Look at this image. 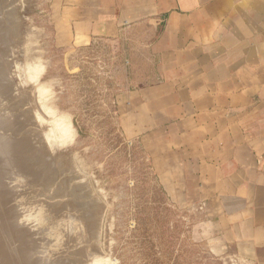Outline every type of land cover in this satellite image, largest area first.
<instances>
[{
  "label": "rangeland",
  "instance_id": "rangeland-1",
  "mask_svg": "<svg viewBox=\"0 0 264 264\" xmlns=\"http://www.w3.org/2000/svg\"><path fill=\"white\" fill-rule=\"evenodd\" d=\"M49 5L0 0V146L9 152L0 164V241L15 247L11 224L20 221L42 248L33 264H261L197 241L198 213L168 199L141 146L124 135L117 97L151 72L149 37L120 50L102 41L61 47ZM53 218L66 221V247L41 226ZM11 249L0 264H23Z\"/></svg>",
  "mask_w": 264,
  "mask_h": 264
},
{
  "label": "crops",
  "instance_id": "crops-1",
  "mask_svg": "<svg viewBox=\"0 0 264 264\" xmlns=\"http://www.w3.org/2000/svg\"><path fill=\"white\" fill-rule=\"evenodd\" d=\"M49 1L58 46L149 37L151 72L117 97L124 135L198 213L197 241L264 264V0Z\"/></svg>",
  "mask_w": 264,
  "mask_h": 264
},
{
  "label": "bare ground",
  "instance_id": "bare-ground-1",
  "mask_svg": "<svg viewBox=\"0 0 264 264\" xmlns=\"http://www.w3.org/2000/svg\"><path fill=\"white\" fill-rule=\"evenodd\" d=\"M4 112H2L1 114L2 115H4L3 114ZM4 123V122H3ZM7 124V123H6ZM6 124H3V125H6ZM2 127V120L0 119V128ZM15 126H13L12 128H14ZM5 128V127H4ZM12 130V129H11ZM16 131V130H15ZM6 152V153H5ZM7 152H8V148H5V147H2V146H0V164H2L3 162H1V161H5V158H4V160H3V156H2V154L4 153L5 155H4V157H6V158H8L7 157ZM9 153V152H8ZM10 158V157H9ZM9 162V161H8ZM0 176H2V175H5V174H3V172H5L4 171V167H1L0 168ZM4 177V176H3ZM2 177V178H3ZM5 178H6V176H5ZM11 178V177H10ZM6 179H9V177L7 176V178ZM3 181H5V179H2ZM1 183H2V181H0ZM6 182V181H5ZM6 184V183H5ZM8 185V184H7ZM7 185H6V187H7ZM3 186H5V185H2V187ZM1 188V187H0ZM4 188V187H3ZM3 188H1V189H3ZM6 190V189H5ZM7 190H9L8 188H7ZM1 192V191H0ZM4 192V191H3ZM11 193V192H10ZM3 194V193H2ZM6 194V193H5ZM9 194V193H8ZM6 196H7V194H6ZM12 196V195H11ZM10 196V197H11ZM0 197H1V193H0ZM8 197V196H7ZM5 198V197H4ZM12 198V197H11ZM32 198H34L33 196H32ZM10 199V198H9ZM0 200L2 201V199L0 198ZM5 200H7V199H5ZM18 201V200H17ZM19 202V201H18ZM17 202V203H18ZM21 202V201H20ZM2 205V204H1ZM4 206V205H3ZM13 207V206H12ZM42 207H44V206H42ZM14 210H15V208H14ZM16 210H18L17 208H16ZM13 211V210H12ZM19 211V210H18ZM41 211V210H40ZM15 212V211H14ZM13 212V213H14ZM6 213V212H5ZM10 213V212H9ZM31 213V212H30ZM52 214H53V212H51ZM12 214V213H11ZM34 214V213H33ZM10 215V214H9ZM15 215V213L12 215V217ZM18 215V214H17ZM11 216V215H10ZM21 216V215H20ZM24 216L25 215H23L22 217L24 218ZM44 215H42L41 216V220L40 221H43V222H46L47 220H48V218H46L45 220H44V217H43ZM15 217H16V215H15ZM15 217H14V219H15ZM49 217V216H48ZM59 218H53V220H52V222L51 223H49L50 225H48V223H42V222H40L41 223V226H44V227H46L47 229H45L44 231H48V230H50L51 232V243H53L54 244V242H56V245H57V242H63V240H66V241H64V244L63 245H65V242H67L68 240H70V239H67L66 238V234L68 233L67 231H66V228H67V225H66V221L62 218V219H59ZM18 220H20V219H18ZM18 220H16V221H18ZM1 222V221H0ZM5 222V221H4ZM15 221H13V225L11 224V226H13V230H15V232H18L19 234L17 235V237H16V239H17V241H14L15 242V244H16V246L15 247H13L11 244V246H9V244L5 241L4 242V240L3 241H0V251H3V254L2 255H0V257L2 258V259H5L6 258V255L9 253V251H10V247L12 248L11 250L12 251H14L15 252V256L17 257V261H18V259L19 260H21V262L23 263V264H33V262H30V258L31 257H33L32 259H34L35 257H36V255L37 254H42L41 253V251H40V249H42L41 247H39L40 245H37V242L35 241V240H33V241H35L36 242V244L32 241V239L30 238V234H29V228H27L28 229V231L24 228V227H22L21 226V224L23 225L24 223L23 222H21L20 223V221H18L19 223H17L16 224V222L14 223ZM10 223V222H9ZM35 223V222H34ZM15 224V225H14ZM27 224V223H26ZM5 225H6V223H5ZM37 226H35V228L37 227H39L40 228V226H38V224H36ZM5 227V226H4ZM18 227H20V228H18ZM5 229V228H4ZM12 229H10L11 231H12ZM19 229V230H18ZM25 229V230H24ZM1 231V230H0ZM2 232V231H1ZM36 233H34L33 235H35ZM36 235H38V234H36ZM68 235V234H67ZM4 238V237H3ZM35 238V237H34ZM69 238V237H68ZM7 240H8V237H7ZM14 242H13V244H14ZM61 242H60V244H61ZM4 243V244H3ZM50 243V242H49ZM50 243V244H51ZM43 244V243H42ZM53 244H52V247H53ZM62 245V246H63ZM42 246V245H41ZM47 246V245H46ZM50 246V245H49ZM43 247V246H42ZM58 247V246H57ZM56 247V248H57ZM65 247H66V245H65ZM44 248V247H43ZM51 248V247H50ZM62 248V247H61ZM93 248V247H92ZM98 247L97 246H95L93 249H97ZM46 248H44L43 250H45ZM42 250V251H43ZM47 250V249H46ZM46 250H45V252H46ZM61 250V249H60ZM54 251V250H53ZM90 251H91V249L88 251L89 253H90ZM58 252V251H57ZM67 252H68V250H67ZM66 252V253H67ZM77 254L76 255H79L78 256V258L79 257H84L85 255L83 254V253H81V251H78V252H76ZM43 254H47V253H44V251H43ZM56 254V253H55ZM62 254V253H61ZM68 254V253H67ZM82 254H83V256H82ZM39 255H38V257H39ZM48 255H50V254H48ZM91 255V254H90ZM47 256V255H46ZM54 256V255H53ZM72 256V255H71ZM88 256V255H87ZM50 257V256H49ZM52 257V256H51ZM56 257V256H55ZM90 257V256H89ZM40 258H42V257H40ZM45 258V257H44ZM43 258V259H44ZM57 258V257H56ZM12 259V258H11ZM54 259V258H53ZM81 259V258H80ZM46 260H49V258H47ZM72 261V259H69V261ZM97 260V258H96V256H95V259L93 260L94 262ZM32 261V260H31ZM38 261H40V264H45V263H43V261H42V259H40V260H38ZM37 261V262H38ZM45 261V260H44ZM49 261H53L52 260V258H51V260H49ZM49 261H47L48 263H49ZM66 262H65V264L68 262V260H65ZM74 261V260H73ZM73 261H72V263H73ZM78 261H81V262H83L82 261V259L81 260H78ZM20 262V261H19ZM20 262V263H21ZM52 263V262H51ZM54 263V262H53ZM69 263V262H68ZM38 264V263H37ZM47 264V263H46ZM74 264V263H73ZM76 264V263H75ZM83 264V263H82Z\"/></svg>",
  "mask_w": 264,
  "mask_h": 264
}]
</instances>
